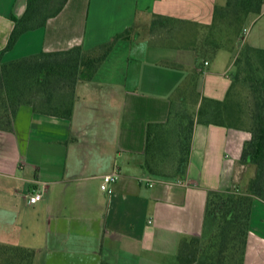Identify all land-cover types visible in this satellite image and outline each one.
I'll return each mask as SVG.
<instances>
[{"label": "crops", "instance_id": "0c3cea01", "mask_svg": "<svg viewBox=\"0 0 264 264\" xmlns=\"http://www.w3.org/2000/svg\"><path fill=\"white\" fill-rule=\"evenodd\" d=\"M26 1L0 0V50ZM225 2L67 0L44 25L20 34L4 60L91 48L128 30L92 77L76 83L70 117L23 103L11 129H0V243L33 249V264H177L181 240L204 232L208 190L237 183L248 134L196 121L185 174L163 178L142 165L147 124L166 120L176 94L191 90L198 104L203 96L225 97L242 43L264 48V4L248 15L240 38L207 58L192 47L155 42L162 30L153 21L208 25ZM115 170L118 179L102 189V176ZM34 189L43 195L29 204ZM242 264H264V201L258 198Z\"/></svg>", "mask_w": 264, "mask_h": 264}, {"label": "trees", "instance_id": "16d2710c", "mask_svg": "<svg viewBox=\"0 0 264 264\" xmlns=\"http://www.w3.org/2000/svg\"><path fill=\"white\" fill-rule=\"evenodd\" d=\"M66 1L27 0L23 14L12 16L14 26L0 50V129H11L13 117L23 103L32 104L42 113L70 117L76 83L91 78L116 41L127 36L125 30L91 48L74 45L3 59L5 51L12 48L21 33L44 25L61 11ZM263 4L264 0H226L223 8H214L213 18L226 9L234 23L243 24L250 13H260ZM219 46L213 42L209 51L203 50L204 54L198 48L194 50L205 58L212 56ZM234 65L235 72L222 100L203 96L190 113L184 97L174 98L166 120L147 124L142 165L150 174L163 178L185 174L196 121L237 129L248 127L251 133L243 144L239 162L255 164L256 175L244 190L237 187L208 190L204 230L212 217L216 223L212 240L203 244L199 235L183 238L177 251V264H242L253 201L256 198L264 201V48L242 43ZM203 250L210 252L206 259ZM33 260V249L0 243V264H33Z\"/></svg>", "mask_w": 264, "mask_h": 264}, {"label": "rangeland", "instance_id": "374dc122", "mask_svg": "<svg viewBox=\"0 0 264 264\" xmlns=\"http://www.w3.org/2000/svg\"><path fill=\"white\" fill-rule=\"evenodd\" d=\"M225 3L219 5V8H223ZM233 16L230 11L223 9L220 15H216L213 18V21L208 25H200L192 22H182V21H174L169 19H155L154 25L156 27L161 28L162 32L159 33L158 36L155 38V42L160 43L161 45L168 47H192L198 48L200 54L203 50L209 51L213 46V42L219 43L221 45L223 42L232 41L240 38L241 30L243 24L234 23ZM238 38V40H240ZM206 53V52H205ZM204 54V53H202ZM208 55V53H206ZM204 58V56H201ZM207 58V57H205ZM190 94H176V99L179 97H184L187 101V108L188 112L192 113L193 110L198 105L199 94H191V90L189 91ZM246 126H249L246 124ZM247 132L248 137L244 140H248L251 137V133L248 130V127L241 129ZM244 144V143H243ZM239 167V176L238 181L235 185H232L230 189L238 188V190H244L248 185L250 178L256 175L257 167L255 164H238ZM216 223L215 220H208L206 224V228L202 233L201 238L203 244H207L212 237L214 232ZM203 250V254L205 259L209 257L210 252ZM41 257L43 253H40ZM204 258V257H202ZM34 261V260H33ZM43 261V260H42Z\"/></svg>", "mask_w": 264, "mask_h": 264}, {"label": "built area", "instance_id": "2783aa9c", "mask_svg": "<svg viewBox=\"0 0 264 264\" xmlns=\"http://www.w3.org/2000/svg\"><path fill=\"white\" fill-rule=\"evenodd\" d=\"M118 172L115 170L114 172L104 174L102 176V181H101V188L102 189H108L110 184L114 183L118 179ZM148 185H152L153 181L152 179L148 178L146 179ZM43 195V190L42 189H34L32 192H30L27 195V202L29 204H33L36 201H38Z\"/></svg>", "mask_w": 264, "mask_h": 264}]
</instances>
